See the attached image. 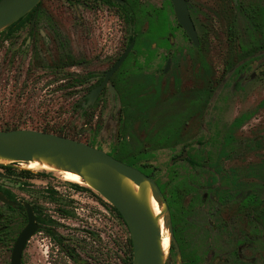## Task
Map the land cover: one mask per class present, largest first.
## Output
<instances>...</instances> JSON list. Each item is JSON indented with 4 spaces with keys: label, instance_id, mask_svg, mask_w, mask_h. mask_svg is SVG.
I'll return each mask as SVG.
<instances>
[{
    "label": "flooded vegetation",
    "instance_id": "flooded-vegetation-1",
    "mask_svg": "<svg viewBox=\"0 0 264 264\" xmlns=\"http://www.w3.org/2000/svg\"><path fill=\"white\" fill-rule=\"evenodd\" d=\"M67 2L82 4L87 10L95 9L100 32L104 30L108 38H113L111 44L114 47V56L109 59L106 57L111 64L100 73H88L84 78L85 82L83 81L86 94L80 106L83 112L95 113L92 121L88 120L89 116L84 115L88 125H96L98 122L99 102L107 94L110 95L113 106L115 93L121 94L122 114L118 115V120L124 127L127 114L132 108L143 113L158 106L157 98L152 97L150 91L152 86L156 87L155 93L159 90L156 78L140 74V79L130 81L129 77H123L129 74H120L128 64L140 67L139 64L142 63H163L164 76L174 64H192L193 69L197 70V83L199 80L201 86L186 91L178 90L176 93V102L180 109L173 121L179 125V129L184 125L188 126L203 112L214 110L219 94L216 87L219 80L227 85L231 96L251 95L258 98L254 109L250 111L243 108L245 104L230 103L229 98L224 99L225 103L218 102L217 106L221 107L224 113L219 119L212 115L210 121L209 142L213 150L207 152L205 157L193 155L188 158L185 151L180 157L173 159L187 160L192 168H204L207 165L211 186H218L215 193L217 195L209 192L200 197L199 201L196 198L194 201L193 197L191 204L185 207L184 200L188 196L185 188L181 185L175 187L172 202L164 186L153 179L152 173L147 171L145 166L136 165L140 161L138 156L128 149V145L126 155L131 159L132 165L126 164L141 170L157 183L169 209L175 207L180 220L183 219L186 209L193 212L192 204H203L208 208L207 228L201 226L199 209L193 212L195 231L191 243L186 237L187 232L178 229V217L172 213L174 241L170 246V260L165 264H170L171 256H175V264H264V0H184L186 9H182L180 14L176 10L174 0H158L156 3L152 0ZM41 3L35 8L36 13L31 23L26 25H30L29 32L33 33L34 39ZM181 20L191 21L195 38L190 35ZM157 24H160L159 30H156ZM124 55L126 57L122 65L107 78L108 73ZM216 61L223 64L222 72L214 71L212 65ZM68 66L76 65L74 62ZM80 84L83 88L82 83ZM98 88H101L100 93L95 101L90 103L89 95ZM168 130L170 132L164 134L159 141L163 146L179 139V133ZM123 134L121 127L117 131L119 143L115 144L109 153L113 157L114 150L122 149L120 143L123 141ZM75 189L78 190L76 187ZM46 190L53 203L58 205L56 212L61 218L48 215L40 205H32L39 226L34 237L45 233L63 258L75 264H117V253L114 252L108 253L105 259L77 253L71 243L72 239L61 233L59 223L74 215V211L70 209L73 202L68 204L64 201L65 195L58 187H47ZM49 190H53L54 195H51ZM18 204L12 207L17 208ZM110 208L119 217V211L112 205ZM204 229H209L206 236ZM90 234L98 239L105 238L102 234ZM130 241L131 235L127 241L129 258H123L122 264H133V242L131 244Z\"/></svg>",
    "mask_w": 264,
    "mask_h": 264
},
{
    "label": "rangeland",
    "instance_id": "rangeland-1",
    "mask_svg": "<svg viewBox=\"0 0 264 264\" xmlns=\"http://www.w3.org/2000/svg\"><path fill=\"white\" fill-rule=\"evenodd\" d=\"M152 1L156 3L158 0ZM38 19L35 39L32 37L33 33L29 32L30 25L8 40L0 34V130L20 126V129L37 131L47 129L58 132L62 129L72 136L78 132L80 136L75 139L111 153L113 146L119 143L117 131L123 127L129 143L128 149L138 156L140 161L136 165H143L152 173L153 179L164 186L172 202L173 191L178 185L184 187L188 195L186 199L184 198L185 207L191 204L193 197L194 201L195 198L199 201L200 197L209 192L217 195L215 193L218 186H211L207 165L204 168H192L187 160L173 159L180 157L185 151L188 158L193 155L205 157L207 152L213 150L209 142L210 121L212 115L219 119L224 113L223 109L217 106L218 102L225 103L224 99L229 98L230 103L245 104L243 108L250 111L254 109L258 98L251 95L231 96L227 85L219 80V84L216 85L219 94L214 110L203 112L201 115L203 117L198 116L188 126L184 125L179 129V125L173 121L180 109L176 102V93L178 90L186 91L201 86L199 80L197 83V70L193 69L192 64H174L164 76L163 63H142L139 64L140 67L128 64L120 74H129L123 77H129L130 81L140 79L141 75L156 78L159 90L155 93L156 87L152 86L150 91L151 96L157 98L158 106L151 107L149 112L143 113L132 108L127 114V123L124 127L118 120V115L122 114L121 94L115 93V106L107 94L99 102L98 122L96 125L95 123L88 125L80 106L86 94L84 78L88 73L104 71L111 64L106 57L109 59L114 56V47L111 44L113 38H108L104 30L100 32L95 9L87 10L82 4H69L67 0H43L39 7ZM158 28L160 24H157L156 30ZM36 49L39 57L34 62ZM70 59L75 61L76 66L65 65L59 68ZM212 66L216 72L223 71L221 62L216 61ZM70 73L84 81L83 88L79 84L70 85L67 80H62L64 75L66 77ZM168 129L179 133V139L175 143L171 141V144L163 146L159 141L164 134L170 132ZM21 167L18 164L12 173L0 169V172L8 177L0 179V188L15 195L16 201L13 202L15 206L25 202L37 204L44 208L45 213L59 219L61 217L56 212L58 205L53 203L46 190L47 187H58L65 195L64 201L68 204L73 202L70 209L74 211V215L66 218L65 222H58L61 224V233L72 239L71 243L77 253L105 259L108 253L114 252L117 253V264H122L123 258H129L128 227L112 212L111 205L98 193L80 184L78 185L88 190L78 191L73 186L75 183L66 182L57 174L47 177L23 175ZM192 205L193 212L199 209L201 226L207 228L209 218L207 206ZM0 206L8 212L1 202ZM187 211L186 209L183 212V219L180 220L179 212L174 207L170 210V218L172 221V213L178 217V229L187 232L186 237L191 243L195 222L192 210ZM17 214L11 226L13 238H17L27 224L23 214ZM167 231L170 234L168 229ZM91 232L98 236L102 234L105 238L98 239L92 236ZM208 232L209 229H206L205 236ZM14 244L15 241L11 242V249ZM10 248L0 245V264L10 263L12 253ZM262 249L264 251V242ZM171 259L170 264H175V256H171ZM168 260L169 255L166 262ZM55 263L75 264L63 258L45 233L33 237L24 251L23 264Z\"/></svg>",
    "mask_w": 264,
    "mask_h": 264
},
{
    "label": "water",
    "instance_id": "water-1",
    "mask_svg": "<svg viewBox=\"0 0 264 264\" xmlns=\"http://www.w3.org/2000/svg\"><path fill=\"white\" fill-rule=\"evenodd\" d=\"M41 2L1 0L0 32L29 15ZM174 3L179 14L186 9L184 0H174ZM181 22L195 38L191 21ZM126 55L108 73L107 78L122 65ZM100 91L101 88H98L89 95L90 103L95 101ZM0 160L8 162L0 166L12 167L21 163L45 162L59 171L79 176L85 186L98 193L122 215L133 242V264H165L167 257L162 250L160 220L164 218V227L171 234V242L174 241L169 206L157 183L141 170L80 140L31 129L0 130ZM7 178L0 172V179ZM150 194L159 203V216L151 208ZM0 202L15 206L2 191ZM23 206L27 225L17 237L10 264H23L27 243L39 230L32 205L23 203Z\"/></svg>",
    "mask_w": 264,
    "mask_h": 264
},
{
    "label": "trees",
    "instance_id": "trees-1",
    "mask_svg": "<svg viewBox=\"0 0 264 264\" xmlns=\"http://www.w3.org/2000/svg\"><path fill=\"white\" fill-rule=\"evenodd\" d=\"M1 1V0H0ZM72 1V0H69ZM77 1V0H76ZM38 9V8H37ZM36 13V9L31 12L29 15H27L26 17L22 18L20 21H18L17 23L13 24L11 27H9L8 29H6L5 31H3L0 34L4 35L5 39H10L12 37H14L17 33H19L24 27H26L27 24L31 23L33 17L35 16ZM36 55L34 57V62L37 61V57H39V52L35 51ZM75 61L70 59L68 62L64 63L61 65V67L59 66V68L61 69L63 66L65 65H69V64H73ZM64 79L62 80H67L68 84H80L83 82V80H81L80 78L74 77L72 74H67L66 77L65 75L63 76ZM83 114L85 116H89L88 120L92 121L94 118V114L93 112H91L89 114L88 111H84ZM20 126H15L13 128H5L3 130H14V129H20ZM43 132H48V133H54V134H58L60 136H66V137H71L74 138L80 136V133H75V136H72V134H67L65 133L62 129L59 130L58 132L56 131H50L47 129L42 130ZM123 141L120 143L122 145V149L120 150H114L113 154L115 155V157L125 163H128L130 165H132V161L131 159H129L126 155L127 153V145H128V140L125 136V134H123ZM77 139V138H76ZM15 167L12 166H0V169L5 170L7 173H12L14 171ZM21 174L26 175V176H34V175H40L42 177H47L49 175H51L50 173H46V172H39V173H35L31 170H27V169H22L21 170ZM74 187H76L78 190H85L87 191L88 189L79 186L78 184H73ZM0 190L5 194V196L10 200L15 202L16 201V197L14 194H12L9 190L6 189H2L0 188ZM51 195H54V191L53 190H49ZM8 212H6L2 206H0V245H2L3 247H7L10 248V244L13 241H16V238H13L12 236V232H11V226L14 224L15 220H16V214L20 213L23 214L24 220L25 222H27V216H26V212H25V208L22 204H18L17 208L16 207H12V206H8V205H4ZM18 215V214H17ZM119 217L123 220L122 215L118 212ZM130 243L132 244V241H130ZM13 249V248H12ZM12 249L10 248L9 250L12 251ZM10 264V263H8Z\"/></svg>",
    "mask_w": 264,
    "mask_h": 264
},
{
    "label": "bare ground",
    "instance_id": "bare-ground-1",
    "mask_svg": "<svg viewBox=\"0 0 264 264\" xmlns=\"http://www.w3.org/2000/svg\"><path fill=\"white\" fill-rule=\"evenodd\" d=\"M2 163L7 164L8 162L0 160V164ZM20 165L25 169H29L33 171H43V172H48L50 174H57L66 182L84 185V183L82 182L79 176L72 174V173H66V172L59 171L55 167L48 165L45 162L35 161L29 164L21 163ZM135 189H137L136 186H135ZM150 205L155 215H158V216L161 215V208L159 206V203L152 194H150ZM160 227L162 229V250H163L164 255L167 257L170 252L171 237L168 231L164 227V218L160 220Z\"/></svg>",
    "mask_w": 264,
    "mask_h": 264
}]
</instances>
